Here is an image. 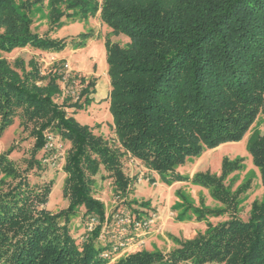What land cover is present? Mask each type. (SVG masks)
<instances>
[{
    "label": "trees",
    "instance_id": "16d2710c",
    "mask_svg": "<svg viewBox=\"0 0 264 264\" xmlns=\"http://www.w3.org/2000/svg\"><path fill=\"white\" fill-rule=\"evenodd\" d=\"M43 1L0 0V137L17 122L32 140L21 165L9 159L14 146L0 154V264H264V203L258 202L247 221L231 214L167 254L138 251L111 263L112 256L102 257L110 243L99 242L105 210L94 195L99 176L112 181L117 197L126 196L130 180L121 161L127 156L165 183L185 180L174 171L186 158L240 141L264 117V0H103L91 7L90 0H50L51 27L70 10L82 17L99 12L114 35L129 39L105 45L117 147L65 111L85 108L93 82L73 103L66 96L59 104L61 63L42 74L34 59L2 56L63 50L61 41L31 32V14ZM48 135L69 145L62 167L68 206L56 214L45 208L51 181L28 180L51 155L44 149ZM249 153L264 185V132L252 134ZM211 183L213 196L234 212L221 181ZM78 209L96 222L80 244L68 226Z\"/></svg>",
    "mask_w": 264,
    "mask_h": 264
},
{
    "label": "rangeland",
    "instance_id": "374dc122",
    "mask_svg": "<svg viewBox=\"0 0 264 264\" xmlns=\"http://www.w3.org/2000/svg\"><path fill=\"white\" fill-rule=\"evenodd\" d=\"M102 2L90 0L89 7L93 4L101 5ZM49 3L50 0H44L32 12L31 32L61 41L63 50L56 53L28 48L2 56L9 62L16 58H21L25 63L34 59L40 65L42 74L48 73L55 63H61L64 74L60 83L61 95L56 100L59 104L66 96L71 97L73 103L88 82H93L94 90L88 96L89 103L85 108L65 111L68 116L73 115L80 125L89 127L96 136H101L109 146L117 147L108 104L109 78L105 45L116 43L125 46L129 39L124 35H114L111 28L100 19L99 12L92 16L87 11L86 17H82L80 12L70 10L64 12L51 27ZM74 76L75 79H70ZM263 132L264 117L259 116L240 141L204 150L199 157L186 158L174 171L186 179L169 184L144 168L139 161L127 156L121 161L123 172L130 180L124 197H117L111 180H100L97 176L94 195L102 202L105 210L99 242L102 245L126 243L119 254L111 257L110 262L138 251L167 254L178 247V242L193 240L198 235L206 234L210 226L228 221L231 214L243 222L247 221L252 204L264 203V185L261 183L259 169L249 153L252 134ZM58 144L61 149L48 154V159L52 160L43 161V168L33 170L28 176L31 184L51 181V194L45 207L51 214L68 206V200L62 194L65 179L62 167L69 145L62 141H58ZM31 145L32 140L27 132L22 133L16 122L1 135L0 154L14 146L9 159L21 165V160L28 157ZM43 154L40 151L36 155L37 160H42ZM215 179L221 181V187L230 197L229 200L236 202L233 204L236 208L234 212L227 208V201L222 202L213 196L211 181ZM121 212L138 220L150 219L152 223L147 229L134 231L127 223L118 222L116 215ZM82 216L83 210L78 209L75 215L69 217L70 234L76 244L84 241L87 238L85 233L89 231V220Z\"/></svg>",
    "mask_w": 264,
    "mask_h": 264
},
{
    "label": "built area",
    "instance_id": "2783aa9c",
    "mask_svg": "<svg viewBox=\"0 0 264 264\" xmlns=\"http://www.w3.org/2000/svg\"><path fill=\"white\" fill-rule=\"evenodd\" d=\"M44 149L47 152L53 153L56 150L61 149V145L58 144V140L55 137H53L52 135H48L46 137V145H45ZM51 160H52L51 158L46 159V160H44V163H45V161H51ZM119 215L118 214L116 215L118 222L123 223V224L127 223V225L129 227H132V229L134 231L135 230L136 231L141 230V229H147V228H149L150 224L152 223V220H150V219L149 220L148 219L138 220V219L132 218L128 215H125L122 212ZM89 223H90L89 224L90 226H89L88 230L91 231L92 226L95 225L96 222L93 219H91V220H89ZM101 237L102 236L100 235L99 238H101ZM125 245H126L125 242L110 245L109 249L102 254V257L103 258H110L111 256L119 254V252H121L124 249Z\"/></svg>",
    "mask_w": 264,
    "mask_h": 264
}]
</instances>
